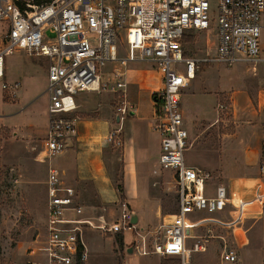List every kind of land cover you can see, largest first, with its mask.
<instances>
[{
    "label": "built area",
    "instance_id": "built-area-1",
    "mask_svg": "<svg viewBox=\"0 0 264 264\" xmlns=\"http://www.w3.org/2000/svg\"><path fill=\"white\" fill-rule=\"evenodd\" d=\"M216 8V53L200 59L185 57L184 39L213 28L211 0H0L3 90L12 91L15 97L21 86L6 80V57L14 50L48 60L49 128L41 160L60 156L71 147L77 134L76 97L80 93L113 94L123 120L131 108L123 68L148 63L160 73L162 87L154 94L155 131L161 139L159 164L174 173L178 206L169 224L142 239L140 253L176 258L181 264H194L195 254L212 252L219 258L209 264H238L239 250L248 242L243 225L250 212L245 207L258 204L261 211L264 208V155L252 198H240L239 203L223 183L210 196L208 186L215 176L185 164L189 136L181 101L201 64L242 63L254 74L264 64V0H216ZM180 64L185 65L186 74L180 71ZM107 66L113 67L110 72H105ZM108 141L117 147L122 144L117 132ZM47 195L46 234L27 248L28 264H87L85 228L111 235L134 228L126 210L121 223L110 224L104 216L98 217V224L82 218L76 190L65 185L53 168L48 174ZM195 213L210 216L193 221L190 215ZM214 230L223 233L214 234ZM149 241L151 251L145 249Z\"/></svg>",
    "mask_w": 264,
    "mask_h": 264
},
{
    "label": "crops",
    "instance_id": "crops-1",
    "mask_svg": "<svg viewBox=\"0 0 264 264\" xmlns=\"http://www.w3.org/2000/svg\"><path fill=\"white\" fill-rule=\"evenodd\" d=\"M142 64L150 65L159 79H146L145 73L142 79H136L142 88L132 102L127 95L131 108L123 120L119 118L117 103L111 93L99 95L84 92L76 97L78 109L75 115L79 118L77 134L71 140V147L57 156L54 164L48 160V174L51 168L56 169L65 185L76 190L77 204L83 209L82 218L98 224V217L104 216L108 223L114 224L119 222H111L115 211H121L120 220L125 210L131 216L136 213V225L143 216L151 230L146 231L144 226L139 230L133 225L134 234L144 232L145 236L143 233L141 235L146 238L151 231L155 232L172 221L174 214L166 215L169 206L167 195L172 194L173 190L177 194V190L176 184L170 186V182L166 181L164 169L159 164L161 139L155 131L157 105L154 94L162 87V77L153 65ZM193 80L184 89L181 101L184 127L189 136L188 151L203 154H213L211 152L215 151L222 159L218 166H190L210 169L217 184L223 183L231 194L240 193L250 198L254 189L249 192L247 188L257 183L264 155V79L254 82L252 86L232 90L216 86L210 90L204 88L198 93L195 92ZM221 95L229 97L230 101L228 117L225 118L217 116L221 114L219 108L226 107L219 102ZM209 97L217 99L211 113L203 106L204 100ZM48 128L49 119L46 137ZM113 132H117L121 139L119 147L108 141ZM223 160L232 166L239 165V176L231 172L234 171L231 170L232 166L229 169L224 167ZM47 179L43 181L46 186ZM173 180L175 183L174 173ZM236 185L239 190L232 192L230 189ZM45 190L47 195V187ZM164 196L167 197V203ZM263 215L264 208L258 216ZM68 216L80 218L74 214ZM155 220L159 226L153 228ZM123 232L111 235L85 228L83 239L88 249L87 264H92L89 260L93 255L105 252V241L113 242L112 249L115 252L117 244L114 236L122 235L124 249L128 250L130 246ZM98 237L102 242L97 241Z\"/></svg>",
    "mask_w": 264,
    "mask_h": 264
},
{
    "label": "rangeland",
    "instance_id": "rangeland-1",
    "mask_svg": "<svg viewBox=\"0 0 264 264\" xmlns=\"http://www.w3.org/2000/svg\"><path fill=\"white\" fill-rule=\"evenodd\" d=\"M211 2L210 15L213 28L208 32L192 33L191 43H184V50L190 57L203 59L214 57L216 53L215 21L217 20V8L216 0H211ZM261 20L262 25H264V15ZM112 68V66H107L105 72H110ZM185 68L184 64L179 65L183 74H186ZM5 69L7 82L10 84L19 82L21 86L16 90V96L13 97V92L4 91L0 82V264H28L30 258L26 255L27 248L38 236H45L46 234L48 197L45 190L47 186L43 181L48 178L49 161L52 160L54 164L56 159V157L46 160L40 159L44 150L49 119V100L45 93L48 60L43 57L28 56L24 50L16 49L6 57ZM123 69L127 72V93L129 92L131 102L134 101L135 96L142 88L139 86L140 84H137L136 79H142L144 73L146 79H159L155 71L147 64L131 63ZM260 79H264V64L259 65L256 74H254L246 64L228 66L224 63L209 62L201 64L200 70L196 71L193 86L196 93L203 91L204 88L210 90L216 86L225 90H232L246 85L252 86L254 82ZM204 101L205 110L211 113L212 109L216 107L217 99L209 97ZM219 102L226 107L223 110L219 108L221 114L217 116L228 117L229 97L221 95ZM211 153L213 154L187 150L184 154L185 164L186 166L194 164L203 166L202 164H204L206 168L220 165L222 158L217 156L215 151ZM223 161L224 167L227 169L232 166L229 162ZM232 169L234 171L231 172L239 176V165H233ZM206 170L213 174L210 169ZM164 173L166 181L170 182V186L174 185L173 172L164 170ZM216 186L215 181L209 182L208 192L210 196L215 195ZM247 189L250 192L254 186ZM230 190L236 192L239 189L236 185ZM237 196L238 203L240 198L244 201L252 198L240 193ZM167 197L169 198V206L166 215L172 216L178 206L176 191L173 190L172 194L167 195ZM167 197L164 196L165 203H167ZM120 215L121 211H115L111 217V222L119 221L121 223ZM258 215L259 212H250L245 220L243 230L248 242L239 250L238 264H264V215ZM208 216L210 215L206 213H195L190 215V219L197 221ZM170 218L168 217V219ZM145 223L142 216L140 223L135 226L136 229L140 230L144 226L146 231L151 230ZM152 224H154L153 228L159 226L156 220ZM196 232L200 233L199 231ZM142 233L145 234L141 232L139 235H135L133 229H126L123 232L127 244L135 249L133 254H128L127 249L122 251L116 249L114 252L112 249L113 242L105 241V252L93 255L89 263L161 264L163 259H176L164 258L156 254L142 255L140 253L144 247ZM151 233L153 231L147 235L146 239L151 237ZM222 233V231L214 230V234ZM116 237L114 236L115 239ZM97 241L102 242L99 237ZM145 249L151 251L150 241L145 243ZM218 258L217 252H212L208 256L195 254L194 264H209L218 261Z\"/></svg>",
    "mask_w": 264,
    "mask_h": 264
},
{
    "label": "trees",
    "instance_id": "trees-1",
    "mask_svg": "<svg viewBox=\"0 0 264 264\" xmlns=\"http://www.w3.org/2000/svg\"><path fill=\"white\" fill-rule=\"evenodd\" d=\"M192 37H185L184 39V43L185 44H188V43H191L192 41ZM187 53L185 51V57H187ZM121 193H123V190L122 188L120 189ZM116 244H117V250H120L122 251L124 249V238L122 235H118L116 237ZM161 264H181L180 261L178 259H163L161 260Z\"/></svg>",
    "mask_w": 264,
    "mask_h": 264
},
{
    "label": "water",
    "instance_id": "water-1",
    "mask_svg": "<svg viewBox=\"0 0 264 264\" xmlns=\"http://www.w3.org/2000/svg\"><path fill=\"white\" fill-rule=\"evenodd\" d=\"M245 211H247V212H261V208L258 204H253V205H249V206L245 207ZM137 223H138V216L136 213H132L131 224L136 225ZM127 253L133 254L134 253L133 247H130L127 250Z\"/></svg>",
    "mask_w": 264,
    "mask_h": 264
},
{
    "label": "bare ground",
    "instance_id": "bare-ground-1",
    "mask_svg": "<svg viewBox=\"0 0 264 264\" xmlns=\"http://www.w3.org/2000/svg\"><path fill=\"white\" fill-rule=\"evenodd\" d=\"M235 202L238 203V196L235 194Z\"/></svg>",
    "mask_w": 264,
    "mask_h": 264
}]
</instances>
